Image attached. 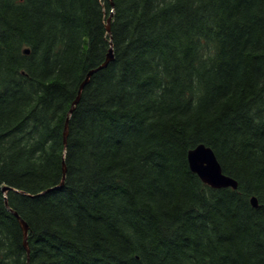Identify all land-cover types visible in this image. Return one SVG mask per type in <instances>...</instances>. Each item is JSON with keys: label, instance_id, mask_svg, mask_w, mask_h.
Segmentation results:
<instances>
[{"label": "trees", "instance_id": "1", "mask_svg": "<svg viewBox=\"0 0 264 264\" xmlns=\"http://www.w3.org/2000/svg\"><path fill=\"white\" fill-rule=\"evenodd\" d=\"M113 2L0 0V264H264V0Z\"/></svg>", "mask_w": 264, "mask_h": 264}, {"label": "water", "instance_id": "2", "mask_svg": "<svg viewBox=\"0 0 264 264\" xmlns=\"http://www.w3.org/2000/svg\"><path fill=\"white\" fill-rule=\"evenodd\" d=\"M107 30L110 33L111 32V17L108 18L107 20ZM29 50H27L28 52ZM114 58V53H113V47H111L110 51L107 54L106 60L99 66V68L106 67ZM96 69V70H97ZM95 70H91L86 78L83 80V82L80 85L78 94L75 98V100L72 103L71 109L68 112V116L66 119L65 127H64V132H63V142L66 145L67 144V138L69 134V118L71 113L73 112L76 104L78 103L81 92L84 88V86L89 82L90 77L92 73ZM188 162L190 165V168L192 171L197 173L200 178L206 182L207 184L211 185L212 187L215 188H223V187H234L237 188L238 182L231 176L227 175L222 168L221 163L219 162L214 150L205 144H199L195 148L191 149L188 153ZM66 172H67V167L65 162L63 163V175H62V180L61 184H63L65 177H66ZM5 192L9 190H14L17 192H22L21 190L11 187V186H5L3 188ZM253 205L258 206V200L256 196H253L251 198ZM6 204L10 208L8 200L6 199ZM14 214L17 215L22 231H23V242L24 246L27 250V255L29 257L30 255V246H29V241H28V235H29V225L28 223L18 214V212L14 211Z\"/></svg>", "mask_w": 264, "mask_h": 264}, {"label": "bare ground", "instance_id": "3", "mask_svg": "<svg viewBox=\"0 0 264 264\" xmlns=\"http://www.w3.org/2000/svg\"><path fill=\"white\" fill-rule=\"evenodd\" d=\"M112 3L114 4V2H113V0H112ZM111 21H112V19H111ZM111 33V32H110ZM111 47H113V46H111ZM111 49V48H110ZM27 50H29L30 51V49H25V52H27ZM28 51V52H29ZM113 53H114V51H113ZM114 59V58H113ZM87 76V75H86ZM86 78V77H85ZM71 109V108H70ZM69 112V111H68ZM72 114V113H71ZM67 116H68V114H67ZM71 116V115H70ZM67 119V118H66ZM69 120H70V118H69ZM65 123H66V121H65ZM65 127V126H64ZM64 132V131H63ZM204 144V143H203ZM206 145V144H205ZM198 146V145H197ZM208 146V145H207ZM195 148V147H194ZM193 149V148H192ZM190 151V150H189ZM189 153V152H188ZM216 154V153H215ZM217 156V155H216ZM218 158V157H217ZM219 160V159H218ZM220 162V161H219ZM223 168V167H222ZM224 171V170H223ZM227 174V173H226ZM228 175V174H227ZM230 176V175H229ZM200 177V176H199ZM232 177V176H231ZM234 178V177H233ZM235 179V178H234ZM236 180V179H235ZM237 181V180H236ZM231 187V186H230ZM238 187V186H237ZM234 188V187H233ZM253 197V196H252ZM251 197V198H252ZM257 198V197H256ZM258 200V199H257ZM252 201V200H251ZM258 205H259V202H258Z\"/></svg>", "mask_w": 264, "mask_h": 264}]
</instances>
